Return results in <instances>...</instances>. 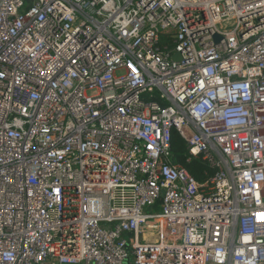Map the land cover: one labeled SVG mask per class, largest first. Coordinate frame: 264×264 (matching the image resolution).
Here are the masks:
<instances>
[{
  "label": "built area",
  "instance_id": "built-area-1",
  "mask_svg": "<svg viewBox=\"0 0 264 264\" xmlns=\"http://www.w3.org/2000/svg\"><path fill=\"white\" fill-rule=\"evenodd\" d=\"M0 264H264V0H0Z\"/></svg>",
  "mask_w": 264,
  "mask_h": 264
},
{
  "label": "trees",
  "instance_id": "trees-1",
  "mask_svg": "<svg viewBox=\"0 0 264 264\" xmlns=\"http://www.w3.org/2000/svg\"><path fill=\"white\" fill-rule=\"evenodd\" d=\"M171 160L183 167L198 184L204 183L214 175V169L202 160V158H189L184 140L175 131L171 135Z\"/></svg>",
  "mask_w": 264,
  "mask_h": 264
},
{
  "label": "water",
  "instance_id": "water-1",
  "mask_svg": "<svg viewBox=\"0 0 264 264\" xmlns=\"http://www.w3.org/2000/svg\"><path fill=\"white\" fill-rule=\"evenodd\" d=\"M214 40H215V43L217 44L220 41V38L216 36V37H214ZM173 60L174 61L179 60V56L178 55L173 56ZM143 238L152 239L154 243L157 241V239L155 237H152V236H144Z\"/></svg>",
  "mask_w": 264,
  "mask_h": 264
},
{
  "label": "rangeland",
  "instance_id": "rangeland-1",
  "mask_svg": "<svg viewBox=\"0 0 264 264\" xmlns=\"http://www.w3.org/2000/svg\"><path fill=\"white\" fill-rule=\"evenodd\" d=\"M230 28H231V25H228V26H227V29L229 30Z\"/></svg>",
  "mask_w": 264,
  "mask_h": 264
}]
</instances>
